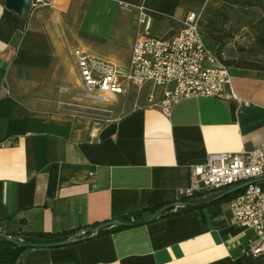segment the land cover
<instances>
[{
	"label": "crops",
	"instance_id": "1",
	"mask_svg": "<svg viewBox=\"0 0 264 264\" xmlns=\"http://www.w3.org/2000/svg\"><path fill=\"white\" fill-rule=\"evenodd\" d=\"M48 1L19 16L0 0V219L11 218L14 233L76 234L179 201L191 164L264 142V71L253 69L231 68L234 91L249 102L241 108L188 96L167 113L147 96L90 129L57 106L81 88L75 49L128 65L139 5L155 33L211 0ZM250 236L233 222L228 202L214 203L81 234L67 245L28 247L15 264H264L247 253Z\"/></svg>",
	"mask_w": 264,
	"mask_h": 264
},
{
	"label": "built area",
	"instance_id": "2",
	"mask_svg": "<svg viewBox=\"0 0 264 264\" xmlns=\"http://www.w3.org/2000/svg\"><path fill=\"white\" fill-rule=\"evenodd\" d=\"M50 4L48 0H31V6ZM138 9L143 30L135 40L128 65L97 57L84 48L74 50L81 88L88 99L105 104L135 86L141 89L149 84V104L167 113L173 104L188 96L234 100L239 108L249 105L233 89L231 68L221 61L203 34L200 10L180 18L175 32L153 36L151 18L143 5ZM190 168V185L180 190L181 197L218 194L249 179L263 178L242 187L228 204L233 222L250 232L247 253L264 259V142L251 149L210 153ZM81 234L92 236L94 232L83 230L78 235Z\"/></svg>",
	"mask_w": 264,
	"mask_h": 264
},
{
	"label": "rangeland",
	"instance_id": "3",
	"mask_svg": "<svg viewBox=\"0 0 264 264\" xmlns=\"http://www.w3.org/2000/svg\"><path fill=\"white\" fill-rule=\"evenodd\" d=\"M218 10L228 14V21L223 25L222 22L224 21V18L218 13L219 27L217 28L223 26L227 30L226 32H219L221 36H223L222 38L225 39L223 41L226 42L224 46L222 45L224 47L223 57L226 59H264V53H262V51L256 46L254 41L255 21L260 17L261 10L256 5L249 6L248 4H233L230 3V0L223 2L211 0L204 9L200 10L202 13L200 21V23L202 22V25L200 24V27L206 38V22L210 16L217 15ZM139 26V31H142L143 25L140 24ZM178 28L179 23H176L174 26H158L155 33L152 31L150 33L153 36H164L167 33L175 32ZM207 41L216 52L219 50L218 43H215L208 38ZM123 44L127 46V43ZM150 92L151 86L149 84L144 85L141 89L138 86H135L130 92L124 95H118L115 98H110L105 104H100L88 99L82 89L78 88L75 91L73 98L62 102L59 100L57 106H61V110L64 109L73 114L76 117L75 122L78 127L90 129L100 128L127 113L139 103L141 98L147 97ZM196 200L198 199L193 201ZM2 225H9V229L12 230L14 223L6 221ZM15 231L19 234H13L12 236L14 238L22 237L18 230Z\"/></svg>",
	"mask_w": 264,
	"mask_h": 264
},
{
	"label": "trees",
	"instance_id": "4",
	"mask_svg": "<svg viewBox=\"0 0 264 264\" xmlns=\"http://www.w3.org/2000/svg\"><path fill=\"white\" fill-rule=\"evenodd\" d=\"M230 3H235V4H241V5H246L248 4L249 6H257L261 10V15L260 17L255 21V36H254V41L256 46L264 53V0H230ZM230 5V4H229ZM227 6V5H226ZM232 7V6H231ZM224 18V21L222 24H226L228 21V14H225L223 11L218 10L217 15L210 16L207 20L206 24V36L208 39L214 41L215 43L219 44V50L217 51V54L219 55L221 61L228 67L230 68H239V69H253V70H258V71H264V59H245V58H224L223 57V46L225 45V40L221 36V32H226L227 30L222 26L221 28L218 25V17L219 14ZM202 25V22L200 23ZM204 26V25H203ZM219 29V30H218ZM220 32V33H219ZM223 45V46H222ZM242 190H238L236 192H233L231 194H228L224 196L223 198L212 202L210 204L214 203H223V202H229L233 197L238 195ZM216 194H204V193H198L194 194L192 196H185L182 197L181 200L185 202H191L195 199L198 200H204L211 198L215 196ZM210 204H205V205H210ZM164 205H158L154 206L151 208H147L142 211L135 212L132 215H128L124 217L122 220H125L127 222H136V221H142L145 220V215H153L157 210L162 208ZM205 205H200V206H193V205H187V206H180V207H171L160 213L154 220L160 217H166L169 215H174L180 212H187V211H192L198 208H201ZM10 222L11 218L8 219H0V231H3L8 234H16L13 232V230L9 229V225H2L4 222ZM110 227V226H108ZM108 227L102 228L96 236L106 234L115 230H119L123 228V226H112L108 229ZM74 231H63V232H58V233H51V232H27L23 233L21 236L18 237L20 240H23L24 242H30V243H39V244H45V243H53V242H58L62 240H66L71 238L74 235ZM89 233V232H87ZM17 238V239H18ZM28 247L26 246H18L15 243L7 240L4 237H0V264H15L17 261V258L23 252L25 249Z\"/></svg>",
	"mask_w": 264,
	"mask_h": 264
},
{
	"label": "water",
	"instance_id": "5",
	"mask_svg": "<svg viewBox=\"0 0 264 264\" xmlns=\"http://www.w3.org/2000/svg\"><path fill=\"white\" fill-rule=\"evenodd\" d=\"M4 3H5V6L7 9L16 12L19 16H25L28 13L29 8L31 7V0H5ZM262 179H263L262 177L249 179L243 183L232 186V187H230V188H228V189H226V190H224V191H222V192H220V193L216 194L215 196L208 198V199L196 200V201H191V202H185V201L179 200L176 202L166 204L165 206H163L162 208L157 210L153 215H151L146 220L136 221V222H134V221L133 222H127L125 220L116 219V220H112L109 222L98 224V225L93 226L92 228H90L86 231H89V230L93 231L94 234L92 236H95L98 234V232L102 228H105L107 226H135V225H140L144 222L153 221L160 213H162L163 211H165L168 208L187 206V205L200 206V205L210 204L212 202H215V201L223 198L224 196H226L228 194H231L233 192L240 190L242 187H244L250 183H255V182L260 181ZM79 233L80 232H77L71 238L66 239V240L53 242V243H45V244L24 242L23 240L14 238L11 234L5 233L3 231H0V237L6 238L7 240L15 243L18 246H26V247H39V246H49L50 247L51 246L52 247V246L67 245V244H71L73 242L79 241L80 240V236L78 235Z\"/></svg>",
	"mask_w": 264,
	"mask_h": 264
}]
</instances>
